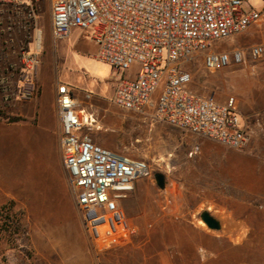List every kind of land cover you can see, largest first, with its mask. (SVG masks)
Wrapping results in <instances>:
<instances>
[{"label":"rangeland","instance_id":"1","mask_svg":"<svg viewBox=\"0 0 264 264\" xmlns=\"http://www.w3.org/2000/svg\"><path fill=\"white\" fill-rule=\"evenodd\" d=\"M35 5L34 26L42 33L41 41L30 39L34 31L26 33L8 12L0 13V264H83L79 259L83 251L90 256V264H264V233L260 230L264 228V184L256 188L259 195L253 197L241 176L239 215L250 218L218 219L222 228L212 231L199 217L205 210L215 216L201 205L205 196L198 187L189 188L185 195L182 183V151L187 143L211 141L237 154L241 167H264V155L255 152L254 138L246 150H235L160 123L153 113L122 115V109L113 104L116 73L97 58L98 47L88 32L74 28L68 38L54 41L50 0H37ZM244 7L262 11L264 0H248ZM263 39L264 23L217 42V51L244 50L247 65H231L227 72L213 74L205 70L202 57H198L187 66L193 77L191 88L202 95H214L221 102L234 96L254 111L264 112V59L253 61L250 53V48ZM35 45L39 46L36 50ZM28 48L39 60L31 74L23 59V50ZM138 70L134 65L123 76L133 79ZM243 77L253 83L250 95L241 91ZM58 85L74 91L85 108L92 106L86 112L94 114L96 120L90 132L94 142L109 141L99 144L147 161L154 174L163 173L167 180L164 191L157 187L154 175L135 185L130 193H136L134 209H128L131 215L120 206L137 233L128 244L100 257L91 251L62 164ZM23 87L31 92L26 99L18 96ZM248 89L243 90L247 93ZM162 90L163 84L153 102L158 101ZM100 104L109 113L101 111ZM254 123L251 121L256 129L254 137L264 135V123ZM246 226L251 227L250 232L236 234ZM226 228H232L234 234L226 235ZM207 234L215 237L210 251L201 246Z\"/></svg>","mask_w":264,"mask_h":264},{"label":"built area","instance_id":"2","mask_svg":"<svg viewBox=\"0 0 264 264\" xmlns=\"http://www.w3.org/2000/svg\"><path fill=\"white\" fill-rule=\"evenodd\" d=\"M247 1L50 0L51 33L56 41L68 38L74 28L88 32L98 47L97 58L116 73L113 104L118 108L138 114L153 109L159 122L235 150H246L256 129L240 115L236 99L230 97L221 103L214 95L196 93L187 66L198 57L210 73L231 65H247L244 50L214 49L217 42L264 23V9L246 10ZM36 2L0 0V13L8 12L26 33L34 31L30 39L41 41L42 33L34 26ZM250 53L253 61L264 59V42L253 45ZM23 59L29 74L36 71V52L23 50ZM134 65L139 66L135 78H125L124 72ZM162 84V93L153 102ZM30 95L29 89H19L18 96L26 99ZM57 103L62 164L91 251L100 257L128 244L137 233L120 203L139 181L153 177L154 171L145 160L95 143L90 132L96 120L85 115L67 86L58 85Z\"/></svg>","mask_w":264,"mask_h":264},{"label":"crops","instance_id":"3","mask_svg":"<svg viewBox=\"0 0 264 264\" xmlns=\"http://www.w3.org/2000/svg\"><path fill=\"white\" fill-rule=\"evenodd\" d=\"M262 42H264V39L259 43ZM225 70L226 69H223L215 73L227 72ZM252 84L253 83H251L250 80H248L246 77H243V79H241L240 81L242 93H244L245 95H250ZM244 87H249L247 93H245V91L243 90ZM192 90L194 89L192 88ZM195 92L198 93L197 91ZM74 97L79 101L80 106L86 115L88 116L94 115L92 113L87 114L86 112V110H88V108L92 106L89 107L87 106L85 108L82 105L84 101H81L75 93H74ZM240 102L236 99V107L244 120H246L250 125H252L251 121L255 122L254 125L260 124V121L264 123V112L254 111V108L252 106H249V104L248 105L241 104ZM221 103H225V102H221ZM98 108L101 111L103 110L109 113L108 109L102 104L98 105ZM146 112L145 113L148 115H152V113L154 115L153 109H147ZM120 113H122L123 115L125 113H134V112L122 110ZM251 113H253V115H251ZM259 116L261 120L259 119ZM107 125H112V123L111 124L107 123ZM260 134L254 137L255 146H256L255 152L264 155V135H260ZM98 140L99 143L104 145H106L107 142H109L106 140H100V139ZM182 155H183L182 167L184 174L182 183H183V189L185 195L188 193L189 188L191 189L192 187L194 188L198 187L200 189V195L203 197L205 196V198L201 199V205H205L206 209H210L213 213H215V216L214 215L213 216L217 219L245 220L250 218L244 215H239V206L241 203L239 200L240 178L241 176L246 178L249 188L251 187V192L249 191V194L251 193L253 197H256L257 194L259 195V193H257L256 191V188L257 187L261 188L262 184H264V176L262 175L264 172V167H256L255 164L252 165L251 167H241L239 156L237 154L230 152L226 148L211 141H199L195 143L189 142L187 143L186 146L183 147ZM196 172H198L199 174L197 175ZM173 183L178 185L181 184V182H178L176 180H174ZM139 193L140 192H138V194ZM135 194L136 193L131 195L129 193L126 198L127 200L122 201L120 203V205L123 206L122 208L126 209L127 213L130 215L131 212H129L128 209L129 210L134 209V204L136 202ZM226 230H229L226 231V235L234 234L231 232L233 230L232 228H226ZM244 230L245 231L243 232L239 230L236 234L244 235L246 232H250L251 227L246 226ZM260 230H263L262 232L264 233V228ZM205 236H206L205 238H207L206 239L207 241L205 242V244L204 243L201 244V246L204 247L207 251H210L211 249L210 244L215 239V237L213 235H208V234ZM215 236L216 238H221L223 235H215ZM79 259L81 260V262H83V264H90L91 262L90 256L85 251H83L79 255Z\"/></svg>","mask_w":264,"mask_h":264},{"label":"water","instance_id":"4","mask_svg":"<svg viewBox=\"0 0 264 264\" xmlns=\"http://www.w3.org/2000/svg\"><path fill=\"white\" fill-rule=\"evenodd\" d=\"M154 179L157 187L164 191L166 189L167 180L163 173H155ZM200 220L212 231H220L222 228L221 222L215 218L209 211L205 210L200 214Z\"/></svg>","mask_w":264,"mask_h":264},{"label":"bare ground","instance_id":"5","mask_svg":"<svg viewBox=\"0 0 264 264\" xmlns=\"http://www.w3.org/2000/svg\"><path fill=\"white\" fill-rule=\"evenodd\" d=\"M86 115V114H85ZM19 133H21V132H19ZM201 224H203L202 222H200ZM225 226V225H224ZM262 247V246H261ZM262 254V253H261ZM247 255V254H246ZM262 256V255H261ZM263 258V257H262Z\"/></svg>","mask_w":264,"mask_h":264}]
</instances>
